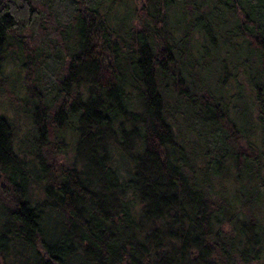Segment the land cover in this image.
I'll list each match as a JSON object with an SVG mask.
<instances>
[{
  "label": "trees",
  "instance_id": "obj_1",
  "mask_svg": "<svg viewBox=\"0 0 264 264\" xmlns=\"http://www.w3.org/2000/svg\"><path fill=\"white\" fill-rule=\"evenodd\" d=\"M5 96L0 264H264V0H0Z\"/></svg>",
  "mask_w": 264,
  "mask_h": 264
},
{
  "label": "rangeland",
  "instance_id": "obj_2",
  "mask_svg": "<svg viewBox=\"0 0 264 264\" xmlns=\"http://www.w3.org/2000/svg\"><path fill=\"white\" fill-rule=\"evenodd\" d=\"M7 71H10L9 72V80H10V84H11V87H15L17 86L18 89H21L22 88V82H24V78H26V75H28L26 72L22 71V70H19V69H13V68H10L9 70ZM17 90V89H15ZM9 100L7 99V97H2V99H0V112L2 114L5 113V115H7L8 117H12L13 115V111L11 109V107L9 106ZM14 116L15 118H19L21 121L24 120V116L22 115H16L14 113ZM20 135H23V133H20ZM56 158L59 160L61 159L63 161V163L65 164H70V161H72V158H70V155L66 154V155H63L62 153H59L58 155H56ZM0 183H1V172H0Z\"/></svg>",
  "mask_w": 264,
  "mask_h": 264
}]
</instances>
